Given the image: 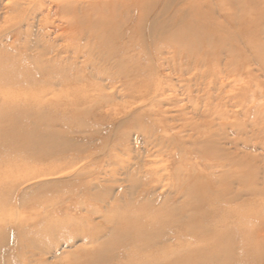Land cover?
Returning <instances> with one entry per match:
<instances>
[{
  "label": "rangeland",
  "instance_id": "obj_1",
  "mask_svg": "<svg viewBox=\"0 0 264 264\" xmlns=\"http://www.w3.org/2000/svg\"><path fill=\"white\" fill-rule=\"evenodd\" d=\"M178 1L160 0L159 7L166 3L169 5L163 9L172 7ZM4 3L3 0L0 6V50L13 48L16 54H21L27 46L35 51L27 49L28 55L40 53L41 49L36 48H42V44L37 38L47 31L44 38L49 40L52 49L61 52L72 45L71 36L56 39L55 35L60 32L56 22L50 21L45 26L20 25L19 20H13V13L6 12ZM193 4L201 9L198 22L202 25L201 32L207 35L201 38V32L198 34L197 28H193L195 36L200 35L202 39L197 58L203 56V62L199 68L190 61L188 72L180 73L179 64L184 60L179 55L174 56L173 51L169 55L165 48L163 51L162 40H149L146 42L149 46L143 42L140 88L136 92L126 89L124 83L135 79L132 74L117 73L116 69L111 70L115 76L112 87L101 81L98 74L88 76L87 82L98 87L103 96L110 97L109 105L115 110L108 113L105 107L99 109L94 113L96 118L89 121L92 127L86 126L83 133L66 135L69 145L61 154L43 157L41 152L30 153L27 146L17 147L16 142L24 144L21 141L30 139L24 133L15 140L0 135V201L6 199L10 203L6 210H0L4 220L13 219L10 223L13 225L21 217L31 219L49 212L52 207L78 206L81 209L73 219L77 220L79 229L86 228L91 233L101 231L94 245L89 244L80 231H69L55 236L39 249L11 243L3 248L0 257L6 256L16 264L18 261L23 264L74 263L82 252L108 241L113 227L110 221L141 199L151 198L154 204L164 200L173 202L176 195L171 188L176 183L177 173L179 179L191 176L193 180L205 182L204 187L202 184L204 193L218 205H226L231 199L233 205L256 199L251 195L252 189L264 188V134L255 131L253 125L260 121L264 124V69L258 64L264 62V55L254 51L264 48V0H194L190 7ZM191 10H186L184 15H192ZM187 22L176 21L173 27L192 31ZM52 24L54 33L50 32ZM11 28L13 34L20 31L16 42L12 38L15 34L7 35ZM184 47L194 48L185 44ZM60 56L65 54L62 52ZM49 57L52 54L41 58ZM82 84L74 87L75 95ZM71 93L68 102L62 103L63 108L68 106L67 115L78 114L83 108L74 103ZM34 94V91H0V99H23ZM52 97L51 93L47 94L45 100ZM67 115L64 118L69 120ZM25 125L38 133L46 128L34 121ZM10 126L13 125L0 124V132ZM50 127L52 131L65 134L68 131L64 126L63 129L58 125ZM142 130L152 133L150 144H145ZM126 148L130 150L128 153H125ZM146 171L153 173L149 183ZM135 180L138 181L134 183ZM182 201L177 197V205ZM83 206L96 213H87ZM207 220L203 219L204 224ZM252 227L254 225L237 233V238L249 240L250 244L256 242L258 253L254 254L253 261L240 263L264 264V239L256 234L252 236ZM250 244L244 247L245 256L250 253ZM241 253L237 244L226 259L211 251L204 252L202 257L220 259L213 264H234L239 262Z\"/></svg>",
  "mask_w": 264,
  "mask_h": 264
},
{
  "label": "bare ground",
  "instance_id": "obj_2",
  "mask_svg": "<svg viewBox=\"0 0 264 264\" xmlns=\"http://www.w3.org/2000/svg\"><path fill=\"white\" fill-rule=\"evenodd\" d=\"M4 1L6 12L13 13L15 16L12 17L13 20H19L20 25L31 27L37 23L38 26H45L50 21L56 22V28L60 30L55 35L56 39L71 36L72 45L61 52L52 49L49 40H45L44 37L49 33L47 30L44 31V33L48 32L46 35L40 34L37 38L42 44V48L40 46L36 48L41 49L40 53L37 51V54L28 55L27 46H24L21 54H16L13 48L0 50V91H34L35 93L29 98L0 99V124L13 125L1 130L0 135L8 140L11 138L15 140L17 135L26 134L30 139L21 141L25 142L24 144L16 142L17 147L23 145L25 148L28 147L30 153L41 152L43 157L64 152L69 145L66 135L83 133L86 126L92 127L89 121L96 118L94 113L99 109L105 107L108 113L115 110V107L109 105L110 97L103 96L98 87L87 82L88 76L93 77L94 73L98 74L101 76V81L111 86L115 79L111 70L116 69L117 73L123 76L132 74L134 77V81L131 79L124 83L126 89L135 91L140 88L143 81L141 71L144 55L142 52L145 45L143 42L162 40L163 51L165 48L168 55L173 51L174 56L179 55L180 59L184 60L179 64L180 73L188 72L190 61L194 62L195 67L198 66V68L203 62V56L197 58L202 39L200 35L195 36L193 29L197 28L200 34L202 25L199 24L198 18L202 15L201 9L196 5L193 4V7H190L194 0H179L177 5L164 9L163 7L169 4L159 7L160 0ZM2 2L3 0H0V6ZM191 8L192 15L189 17L187 14L184 15L186 10ZM187 17L189 19H185ZM184 20H188L186 25L191 27L192 31L173 27L176 21ZM12 29L7 32V35L11 37L15 34ZM50 29L51 33L56 32L54 24ZM26 32L28 33L26 36L30 38L29 31ZM206 36L201 32V38H207ZM18 37H20V31L16 32L12 38L16 42L19 40ZM186 40H189V43ZM184 44L194 47L193 50L184 47ZM33 51L30 50V52ZM62 52L65 54L64 57L60 56ZM257 52L263 56L264 48L254 51V53ZM47 53L52 54V57L41 58ZM261 59L262 57L260 61ZM258 64L264 69L263 61ZM80 82L83 84L81 88L77 87L79 90H76L75 95L74 87ZM79 91L82 92L78 94ZM50 93L53 96L52 99L45 100V96ZM70 93L74 103L77 106H83L78 114L67 115L65 110L68 106L66 104L65 108L62 106L63 101L68 102ZM150 105L154 106L153 103ZM217 113L221 115L222 111ZM65 115L69 120L64 118ZM33 121L35 124L40 123L46 127L43 128V133L26 128L25 124ZM262 123L260 121L258 125L253 124L255 131L259 134H264ZM15 124L21 126L15 127ZM50 125H58L62 129L64 126V129L68 131L66 134L63 131H52ZM141 132L145 144H150L152 133L143 130ZM123 150L125 151V148ZM129 151L126 148L125 153ZM146 172L145 177L149 183L153 173ZM176 176V183L171 188L176 195L172 198L173 202L168 203L164 200L162 203L154 204L151 198L141 199L128 211L120 213L110 221L113 227L108 241L82 252L71 264H202L205 261L213 264L220 259L209 256L210 258L207 257L204 260L202 257L204 252H216L226 259L237 244L242 253L238 258L239 262L234 264L253 261L254 254L258 253L255 249L258 247L257 243L250 244L249 240L237 238V233L244 232L254 225L251 231L252 236L256 234L262 238L261 240L264 239V188L254 187L251 195L256 199L249 203L233 205L234 200L231 199L226 205H218L204 193L202 184L204 187L205 182L193 180L191 176H182L179 179L178 173ZM179 196L183 201L177 205L176 200ZM140 197H143V194H140ZM8 206H10L9 200L0 201L1 212ZM78 209L81 208L69 205L59 209L52 207L49 212L37 214L38 218L21 217V220L17 221L18 223L14 222L13 225L10 224L13 219H8L7 222L0 213V253L11 243L17 247L25 244V246L39 249L55 236L69 231H80L89 244H96L101 231L91 233L86 228L79 229L77 220L73 219ZM84 210L91 215L96 213L85 207ZM203 219H208L206 224ZM249 244L250 253L245 256L243 250ZM262 257L264 258V254ZM18 263L23 264L19 261ZM0 264H16V262L13 263L12 259L5 256L0 257Z\"/></svg>",
  "mask_w": 264,
  "mask_h": 264
}]
</instances>
